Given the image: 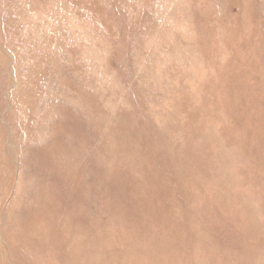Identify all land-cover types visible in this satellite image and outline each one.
<instances>
[{
	"label": "rangeland",
	"instance_id": "374dc122",
	"mask_svg": "<svg viewBox=\"0 0 264 264\" xmlns=\"http://www.w3.org/2000/svg\"><path fill=\"white\" fill-rule=\"evenodd\" d=\"M255 222L264 0H0V264H264Z\"/></svg>",
	"mask_w": 264,
	"mask_h": 264
},
{
	"label": "bare ground",
	"instance_id": "6f19581e",
	"mask_svg": "<svg viewBox=\"0 0 264 264\" xmlns=\"http://www.w3.org/2000/svg\"><path fill=\"white\" fill-rule=\"evenodd\" d=\"M23 94L24 93H21L20 96H22ZM28 104H31V102H28ZM60 149H62V148L49 146V147H46L45 149L42 150L41 155L39 157H42V160H43V165L44 166H42L41 168L45 172L44 173L45 176H46V174H50V176H51L52 173L56 172L57 170H60L63 166H64L63 167V170L60 171L61 173L66 168L67 169L70 168L69 164L67 163L68 161L66 160V156H65L64 152H62V150H60ZM39 166H41V165H39ZM58 173L59 172H56V174H58ZM77 187H78V184H77ZM256 226H258V227H256ZM262 228H264V226H261L258 222H255L253 224H249L246 227H243L241 229V231H240L239 235L237 236V238L243 240L247 236L249 237V235H250L249 232L250 231L259 230V229H262ZM24 230L27 231V232L30 231L29 228H25ZM43 232H44L43 239L45 241H48L54 235L48 229H43ZM29 233L27 235H30V236H27V240H26L27 242L24 243L25 245L18 244V247H17L16 251L14 253L10 254V256H16L19 259L20 258H23L24 260H26V259H30L32 256H34V257L37 256L36 258L38 259V258H41L45 254L44 251H42L41 248H39L36 251V243H35V240H33L34 238L31 237V235H33V234H31V233L29 234ZM18 236L20 238L24 237L23 232L22 231H19ZM18 236L16 237L15 240H18ZM28 237H29V239H28ZM100 237H103V235H101ZM127 237H128V235H124V238L125 239ZM243 241H245V240H243ZM257 249H258V247H255V251ZM52 251H53V253H50L49 254L50 255V258H53V259L57 258L61 262H65L67 264H71V263H76L77 262L76 260H74V257L75 256H74V252H73V246H69L68 247L65 244V239L64 238L57 237V239H56V247ZM249 251L253 253V250H249ZM252 253H250V254H252ZM0 256L3 257L2 256V250H0Z\"/></svg>",
	"mask_w": 264,
	"mask_h": 264
}]
</instances>
